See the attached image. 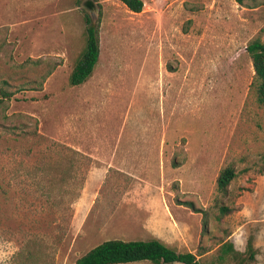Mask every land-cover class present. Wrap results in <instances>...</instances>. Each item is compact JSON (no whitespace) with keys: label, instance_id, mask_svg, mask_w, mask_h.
<instances>
[{"label":"rangeland","instance_id":"374dc122","mask_svg":"<svg viewBox=\"0 0 264 264\" xmlns=\"http://www.w3.org/2000/svg\"><path fill=\"white\" fill-rule=\"evenodd\" d=\"M87 1L0 0V264H74L155 236L204 264H234L220 245L245 252L253 237L264 264V105L247 50L264 41V0ZM85 14L100 57L73 86Z\"/></svg>","mask_w":264,"mask_h":264},{"label":"trees","instance_id":"16d2710c","mask_svg":"<svg viewBox=\"0 0 264 264\" xmlns=\"http://www.w3.org/2000/svg\"><path fill=\"white\" fill-rule=\"evenodd\" d=\"M133 12H141L144 9L143 0H121ZM257 0H236L241 5L249 2L256 3ZM86 21V43L75 60L69 82L73 86L85 83L94 73L100 57V39L96 23L89 14L84 16ZM251 54L255 68V77L252 81V88L257 100L264 105V41L255 39L247 46ZM1 103V99H0ZM177 165V163H175ZM237 176L233 166L221 169L217 186L220 190L226 191L231 181ZM232 211L230 207H221L223 215ZM205 225V223H204ZM257 249L253 244V237H250L245 252L236 249L233 242L227 240L220 245L219 260L231 258L234 264H251L256 260ZM137 261H150L152 264H170L180 262L183 264H204L196 253L191 251L181 252L169 246L158 238L150 240H123L119 238L106 240L86 254L77 259L74 264H121Z\"/></svg>","mask_w":264,"mask_h":264},{"label":"water","instance_id":"95a60500","mask_svg":"<svg viewBox=\"0 0 264 264\" xmlns=\"http://www.w3.org/2000/svg\"><path fill=\"white\" fill-rule=\"evenodd\" d=\"M95 4H94V0H88L86 3H84V7L87 9V10H89L90 11V8L92 7V6H94ZM89 15H91V14H89ZM91 18H92V20H93V22H95V16H91Z\"/></svg>","mask_w":264,"mask_h":264},{"label":"crops","instance_id":"0c3cea01","mask_svg":"<svg viewBox=\"0 0 264 264\" xmlns=\"http://www.w3.org/2000/svg\"><path fill=\"white\" fill-rule=\"evenodd\" d=\"M166 221H168L169 223H171V220H170V218L168 217V215H166ZM154 224H155V222H154ZM172 224V223H171ZM155 238H159V239H161V240H163V241H166L164 238H162V237H160V236H155ZM167 242V241H166ZM169 243V242H168ZM172 245V244H171Z\"/></svg>","mask_w":264,"mask_h":264}]
</instances>
